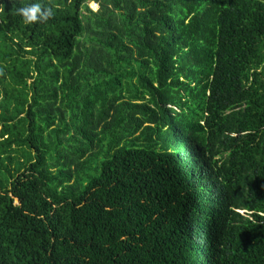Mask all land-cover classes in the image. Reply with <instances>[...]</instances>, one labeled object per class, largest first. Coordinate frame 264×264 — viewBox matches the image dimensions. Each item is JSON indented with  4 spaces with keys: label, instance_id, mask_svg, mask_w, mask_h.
I'll return each instance as SVG.
<instances>
[{
    "label": "trees",
    "instance_id": "16d2710c",
    "mask_svg": "<svg viewBox=\"0 0 264 264\" xmlns=\"http://www.w3.org/2000/svg\"><path fill=\"white\" fill-rule=\"evenodd\" d=\"M0 264H264V0H0Z\"/></svg>",
    "mask_w": 264,
    "mask_h": 264
},
{
    "label": "clouds",
    "instance_id": "9594fccd",
    "mask_svg": "<svg viewBox=\"0 0 264 264\" xmlns=\"http://www.w3.org/2000/svg\"><path fill=\"white\" fill-rule=\"evenodd\" d=\"M17 13L22 17L25 23L45 21L52 15L47 7L42 9L39 3L20 7L17 9Z\"/></svg>",
    "mask_w": 264,
    "mask_h": 264
},
{
    "label": "rangeland",
    "instance_id": "374dc122",
    "mask_svg": "<svg viewBox=\"0 0 264 264\" xmlns=\"http://www.w3.org/2000/svg\"><path fill=\"white\" fill-rule=\"evenodd\" d=\"M90 7L93 8V9H96L98 7V4L95 3V2H91L90 4Z\"/></svg>",
    "mask_w": 264,
    "mask_h": 264
}]
</instances>
